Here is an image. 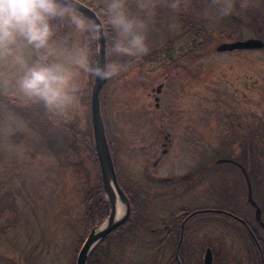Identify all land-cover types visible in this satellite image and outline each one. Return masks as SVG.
Masks as SVG:
<instances>
[{"label":"rangeland","instance_id":"374dc122","mask_svg":"<svg viewBox=\"0 0 264 264\" xmlns=\"http://www.w3.org/2000/svg\"><path fill=\"white\" fill-rule=\"evenodd\" d=\"M84 1L91 4L98 16L94 6L99 0ZM223 2L179 0L180 6L172 9L168 0H155L156 16L148 33V53L139 65L132 63L125 75L120 74L124 76H118L113 83L106 80L101 90L100 109L107 138L114 148L116 177L125 184L132 182L141 187L142 191H132L134 195H150L153 204L148 212L154 226L179 204L187 203L190 209L219 204L222 191H207L206 176L196 182V189L191 190L194 192L182 199L157 193L171 191L167 181L158 184L157 179L145 173L180 174L188 158L183 148L176 145L175 154L166 156L163 165L150 167L149 152L157 147L147 136L151 127L146 112L155 108L151 90L154 92L165 79L159 105L195 109L196 168L207 163V130L219 127L216 118L223 111L220 96L231 89L227 86L236 84L237 73L243 71L258 77L264 101V47L223 52L215 49L229 38H260L264 42V0H229L232 10L227 15L218 11L217 5ZM178 12L190 14L195 24L192 31L185 29ZM68 31L64 29L59 35ZM195 31L200 33V47L179 57L185 55L190 33ZM179 48L184 49L177 55ZM162 59L176 60L163 65ZM92 81L93 78L83 81L79 103L69 110L67 118L52 117L38 104L24 106L12 102L0 92V264H75L82 244L79 236L87 226V204L94 197L99 172L90 148L93 137L89 136ZM248 96L257 97L252 93ZM176 101L181 105L177 106ZM259 105L263 108L262 100ZM144 148L149 152H144ZM214 188L221 189V182ZM156 194H161L160 199ZM215 218L209 214L195 217L212 221ZM129 243L132 242L116 251L127 261L157 259L155 243H140L137 247Z\"/></svg>","mask_w":264,"mask_h":264},{"label":"flooded vegetation","instance_id":"af4514ba","mask_svg":"<svg viewBox=\"0 0 264 264\" xmlns=\"http://www.w3.org/2000/svg\"><path fill=\"white\" fill-rule=\"evenodd\" d=\"M234 83L220 96L223 111L216 118L220 125L207 130L209 157L207 163L197 168L193 156L195 109L159 105L165 79L158 83L161 85L159 93L151 90L155 108L146 112L147 124L151 127L147 136L152 137L158 149L155 147L149 152L148 147L143 150L150 154V167L163 165L165 157L174 152L176 145L183 148L188 158L180 174L145 173L157 179L158 184L167 181V185H171L168 187L171 191L157 193L182 199L194 192L191 190L196 189L197 181L207 176V191H222L221 200L219 204L197 209H190L187 203L179 204L170 209L166 218H160L157 226L150 227V234L136 238L138 245L157 244V259L153 262L152 257L127 261L122 253L116 252L125 244L113 245L100 264H110V259L111 264H264V101L260 97L262 89L258 77L254 74L246 75L241 71ZM249 93L257 97H249ZM259 100H262L263 108ZM175 103L181 105L180 101ZM108 145L112 158L114 148L111 149L109 142ZM219 182L222 188L215 190L214 186ZM193 185L195 187L191 188ZM123 192L131 210L132 198H139L132 191ZM161 194H156L159 199ZM207 214L217 218L214 221L195 219Z\"/></svg>","mask_w":264,"mask_h":264},{"label":"clouds","instance_id":"9594fccd","mask_svg":"<svg viewBox=\"0 0 264 264\" xmlns=\"http://www.w3.org/2000/svg\"><path fill=\"white\" fill-rule=\"evenodd\" d=\"M168 6L178 8L179 0ZM94 7L99 18L82 10V0H0V92L67 118L85 79L118 77L148 53L155 0H99ZM217 7L221 15L232 10L229 0Z\"/></svg>","mask_w":264,"mask_h":264},{"label":"water","instance_id":"95a60500","mask_svg":"<svg viewBox=\"0 0 264 264\" xmlns=\"http://www.w3.org/2000/svg\"><path fill=\"white\" fill-rule=\"evenodd\" d=\"M82 10L89 16H96L99 18L93 9L83 3ZM101 43H103V41ZM262 47H264L262 39L247 38L244 40L222 42L218 44L215 49L218 52H223L242 49H261ZM98 58L101 62H103L104 53L101 52ZM105 82L106 80L102 79H93L92 81L90 90V118L94 148L99 165L104 196L106 197L109 205V213L107 218L104 219L99 226L94 225L90 229L78 250L75 264H86L88 254L94 245L109 232L125 222L130 213L128 199L117 182L100 109V93ZM160 89L161 85H158L155 88V93H159ZM157 99L158 98L155 100L157 101ZM117 201H119V203H121V207L124 208L123 212H121L118 217L115 216V203ZM205 262L207 263L206 257Z\"/></svg>","mask_w":264,"mask_h":264},{"label":"trees","instance_id":"16d2710c","mask_svg":"<svg viewBox=\"0 0 264 264\" xmlns=\"http://www.w3.org/2000/svg\"><path fill=\"white\" fill-rule=\"evenodd\" d=\"M82 3L86 4L89 7L91 6V4L89 2L87 3L84 0H82ZM177 16L179 17V20L182 21V23L184 24L185 29L187 31H192V27L195 24H192L190 14L178 12ZM199 36H200L199 31L191 32L190 33L191 39H190L188 46L186 47L187 51H186L185 55H179V53L181 51H183L184 48L183 49L179 48L177 50L176 54L179 55V57H184L187 54H191L193 51H196L201 45V43L197 42V38ZM226 40L229 41L230 38L226 39ZM170 57H171V55H170ZM172 60L173 59L169 60L170 63L176 59H174L173 61ZM140 61L141 60L136 61V63H138V65H139ZM161 62L163 65H166L167 60L162 59ZM128 70H130V68H128ZM126 72H124V75L126 74ZM124 75H119V76H124ZM114 79H117V77L107 79V83L108 82L113 83ZM100 98H101V96H100ZM104 123H105V119H104ZM89 125H91V119L89 121ZM105 131H106V129H105ZM107 133L108 132L106 131V135H107ZM89 136H90V138L92 137L91 132L89 133ZM108 142L110 143L111 149H113V145H112L111 141H108ZM90 148H91V152L94 156V161L98 167L97 160H96V154H95V150H94L93 138H92V141L90 143ZM118 182H119L123 191H142L141 187H137L132 182L125 184V182H121L119 179H118ZM167 187L170 188L171 186L168 185ZM93 190H94V194H93V192H92V194L94 195V197L92 196L93 197L92 200H89L88 204H87L89 211L85 215V219L87 221V223H86L87 226L82 233V236H84V237L87 236L90 229L94 225L99 226L103 222V220L106 218V216L108 215V212H109V205H108V202L106 201V199L104 198L102 182H101V177H100L99 172L97 174V186H96V189H93ZM136 196H138L137 192H136ZM148 196H150V195H148ZM148 196L141 195V198L138 196V198H140L139 200L136 199L135 197L132 198L131 210H130V214H129V217L127 218V220L124 223H122L120 226H118L117 228H115L114 230L109 232L106 236L101 238L98 243H96V245L91 249V251L88 254V259H87L86 264H100V262L103 261L102 257L107 256L108 252L112 251L113 245H116V246L125 245L126 243L131 241L132 243H129V245L132 244L135 247H137L136 242H138V240H135V239L138 238L139 236H142L145 234L148 235L151 233L150 227L151 226L154 227V225L151 222L152 218H150V216H149L148 209H149V207H151V205L153 203H152L150 197H148ZM142 200H144V201L142 202ZM132 221H135L136 223H134ZM82 236L81 235L79 236V242H81V243L83 241V240H81ZM154 246H157V244L155 243Z\"/></svg>","mask_w":264,"mask_h":264},{"label":"bare ground","instance_id":"6f19581e","mask_svg":"<svg viewBox=\"0 0 264 264\" xmlns=\"http://www.w3.org/2000/svg\"><path fill=\"white\" fill-rule=\"evenodd\" d=\"M122 212V207L119 201L115 203V216L118 217Z\"/></svg>","mask_w":264,"mask_h":264}]
</instances>
